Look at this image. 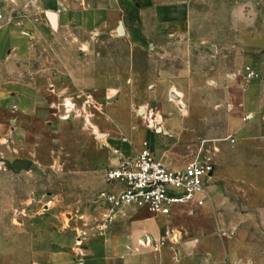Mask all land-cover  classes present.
<instances>
[{
  "label": "rangeland",
  "instance_id": "rangeland-1",
  "mask_svg": "<svg viewBox=\"0 0 264 264\" xmlns=\"http://www.w3.org/2000/svg\"><path fill=\"white\" fill-rule=\"evenodd\" d=\"M195 6L200 29L165 37L155 48L145 39L133 46L125 38L102 36L96 53L105 61L107 80L99 90L59 87L52 96L57 106L43 119L0 111V262L19 260L40 217L57 216L65 225L80 223L98 232L106 171L115 165L114 156H126V143L137 150L132 131H151L168 167L181 170L201 153H212L216 168L204 206L191 204L162 217L173 257L178 258L179 241L204 231L242 259L264 264V107L255 117L243 112L248 68L262 73L264 101V0H202ZM215 19L218 32H211ZM201 51L232 65L233 77L217 84L189 72ZM249 56L252 67L240 64ZM155 87L169 99L151 95ZM166 98L184 118L170 133L160 117ZM10 121L26 130L21 140L9 137ZM26 160L33 163L31 171L13 169Z\"/></svg>",
  "mask_w": 264,
  "mask_h": 264
},
{
  "label": "crops",
  "instance_id": "crops-1",
  "mask_svg": "<svg viewBox=\"0 0 264 264\" xmlns=\"http://www.w3.org/2000/svg\"><path fill=\"white\" fill-rule=\"evenodd\" d=\"M201 1L0 0V111L43 119L57 106L56 102L53 105L52 96L59 87L65 85L67 92L99 90L107 80L105 61L96 53L97 46L103 43L102 36L107 34L115 40L125 38L133 46L145 39L153 42L155 48L165 37L192 35L202 26V16L195 6ZM50 13L56 16V28ZM215 22L211 32H218L217 19ZM121 24L123 37L118 35ZM243 44L251 49L252 45L244 39ZM200 53L189 62V72L214 78L217 84L233 77L232 65L219 63L218 57L203 54L206 51ZM208 53L213 55L216 50L209 49ZM208 60L210 66L203 67V62ZM244 63L251 65L250 56L242 58L240 64ZM261 75L259 72L247 79L243 112L249 117L263 111ZM151 95L169 99V94L160 92L159 87ZM167 98L160 117L163 115V127L170 133L183 125L184 118L179 117L176 103L168 104ZM26 134V130L10 121L8 135L12 140L19 141ZM129 136L137 150L126 143L124 157L137 156L146 143L168 165L156 146L154 132L132 131ZM113 160L116 166L119 158L114 156ZM144 213L149 214L145 210L126 209L104 236L99 230L93 232L80 223L65 225L57 216L40 217L31 226L30 246L18 251L19 260L2 257L0 264H77L79 260L83 264H259L242 259L227 242L218 244L204 231L194 233V238L186 243L179 241L175 259L171 247L165 244L169 232L164 228V219L146 217Z\"/></svg>",
  "mask_w": 264,
  "mask_h": 264
},
{
  "label": "built area",
  "instance_id": "built-area-1",
  "mask_svg": "<svg viewBox=\"0 0 264 264\" xmlns=\"http://www.w3.org/2000/svg\"><path fill=\"white\" fill-rule=\"evenodd\" d=\"M247 71L248 78L256 77L250 68ZM215 172L212 153H201L181 170L167 167L147 146L135 157L121 156L119 163L106 171L108 188L99 199L100 234L104 236L128 208L145 210L154 217H170L184 206H204Z\"/></svg>",
  "mask_w": 264,
  "mask_h": 264
},
{
  "label": "water",
  "instance_id": "water-1",
  "mask_svg": "<svg viewBox=\"0 0 264 264\" xmlns=\"http://www.w3.org/2000/svg\"><path fill=\"white\" fill-rule=\"evenodd\" d=\"M50 18H51L53 26L56 28V26H57L56 16L53 13H50ZM118 35L120 37H123L125 35L123 24H121L119 29H118ZM12 167L16 172L21 173L22 171H31V169L33 167V163H32V161H27V160L26 161H17Z\"/></svg>",
  "mask_w": 264,
  "mask_h": 264
},
{
  "label": "bare ground",
  "instance_id": "bare-ground-1",
  "mask_svg": "<svg viewBox=\"0 0 264 264\" xmlns=\"http://www.w3.org/2000/svg\"><path fill=\"white\" fill-rule=\"evenodd\" d=\"M100 137H104V136L101 135Z\"/></svg>",
  "mask_w": 264,
  "mask_h": 264
}]
</instances>
